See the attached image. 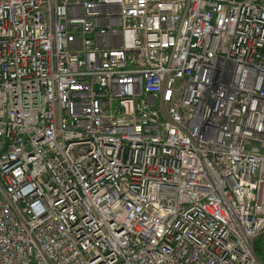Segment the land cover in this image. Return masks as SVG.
<instances>
[{"label": "built area", "instance_id": "built-area-1", "mask_svg": "<svg viewBox=\"0 0 264 264\" xmlns=\"http://www.w3.org/2000/svg\"><path fill=\"white\" fill-rule=\"evenodd\" d=\"M264 0H0V264H264Z\"/></svg>", "mask_w": 264, "mask_h": 264}, {"label": "trees", "instance_id": "trees-1", "mask_svg": "<svg viewBox=\"0 0 264 264\" xmlns=\"http://www.w3.org/2000/svg\"><path fill=\"white\" fill-rule=\"evenodd\" d=\"M254 249L257 256L264 260V233L254 241Z\"/></svg>", "mask_w": 264, "mask_h": 264}]
</instances>
